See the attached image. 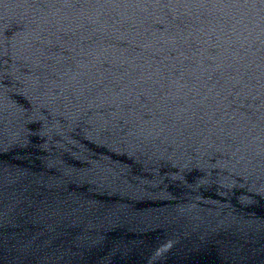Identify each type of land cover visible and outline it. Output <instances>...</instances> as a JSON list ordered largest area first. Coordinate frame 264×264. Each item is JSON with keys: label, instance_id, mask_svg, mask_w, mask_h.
Masks as SVG:
<instances>
[{"label": "water", "instance_id": "95a60500", "mask_svg": "<svg viewBox=\"0 0 264 264\" xmlns=\"http://www.w3.org/2000/svg\"><path fill=\"white\" fill-rule=\"evenodd\" d=\"M0 264H264V0H0Z\"/></svg>", "mask_w": 264, "mask_h": 264}]
</instances>
